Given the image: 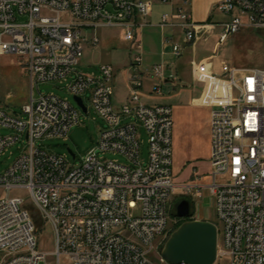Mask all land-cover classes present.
Here are the masks:
<instances>
[{
	"label": "built area",
	"instance_id": "2783aa9c",
	"mask_svg": "<svg viewBox=\"0 0 264 264\" xmlns=\"http://www.w3.org/2000/svg\"><path fill=\"white\" fill-rule=\"evenodd\" d=\"M160 3L171 5L161 17L160 29L180 32L185 45L207 42L219 32V48L245 30L264 31V0L220 2L214 9L229 20L216 24L197 23L192 0ZM153 7L150 0H0V57L18 56L31 83L24 118L0 111V127L19 134L0 136V157L24 134L29 144L0 180L175 181L173 110L142 100L162 95L161 87L170 79L166 66L144 65L137 41L138 29L152 27ZM101 28H118L124 40L136 46L127 71L128 95L118 107L113 102L117 78L113 65L97 66V74L76 71L86 36ZM93 42H99L97 36ZM171 48L173 56L182 55L183 45L172 42ZM209 61L194 64L193 76L213 108L210 181L264 180V69L223 63L216 74ZM71 77L69 91L82 100L89 94L92 108L107 125L100 132L98 149L80 166L36 147L37 140L65 139L80 124L79 111L67 101L34 95L35 88ZM147 82L153 83L148 94ZM127 120L131 122L123 123ZM140 128L149 138L146 164L141 160ZM108 152L123 155L130 164L101 156ZM174 198L30 196L27 204L22 197L0 196V264H170L162 251L172 234ZM184 198L195 218L196 200L203 197ZM211 199L219 232L215 264H264V198ZM33 207L53 230V253L39 250Z\"/></svg>",
	"mask_w": 264,
	"mask_h": 264
},
{
	"label": "rangeland",
	"instance_id": "374dc122",
	"mask_svg": "<svg viewBox=\"0 0 264 264\" xmlns=\"http://www.w3.org/2000/svg\"><path fill=\"white\" fill-rule=\"evenodd\" d=\"M165 11H168V6L154 4L153 14L150 17L152 25L158 23L159 18ZM228 20L229 17L216 13L214 22L222 23L227 22ZM137 32V41L142 44L144 65L150 67L156 64H163V62H165V64L170 63L172 67L171 74L176 75L177 70L175 69V65L179 62L180 58L173 56L171 45L172 42H175L171 38H168V42H166L168 37L167 33L162 34L159 29L155 28L138 29ZM96 36L98 37L99 42L94 44L93 40ZM164 39H166L165 43L163 41ZM86 40L88 43L85 44L84 47V56L80 65L76 68V71L82 74H97V66L101 64L113 65L117 71L116 89L113 102L115 107H118L128 93L126 87L127 71L129 65L133 63V58L137 53L136 46L135 44L126 42L123 38L122 31L118 28H101L97 30V32L89 33L88 36H86ZM161 43L165 46H162ZM200 43V46L194 54L197 61L212 54V45L215 43V39L210 38L207 42ZM215 51V53H217V56H215V62H217V59L225 58L227 62L233 64L235 67L264 69V31L252 29L245 30L237 35L229 37L224 45L219 47V49H215ZM194 55L189 53L182 59L183 61H188L189 59L194 58ZM179 70L180 72H183L184 67L181 66ZM72 80L73 78L71 77L66 81L53 82L48 85L52 86L51 89L39 90L35 88L34 95L36 99L41 95H54L67 101L80 113V124L73 126L65 139L37 140L36 147L48 153L65 157L72 166H80L91 153L98 149L100 132L103 129H106L107 125L92 108L89 94H86L83 97L84 103L89 109V112L84 113L78 107L74 99L75 96L69 91V85ZM188 83L190 84L191 90H188L187 92L191 93L194 97H199L202 91L201 85L196 82L193 83L191 78ZM145 90H151L150 85H146ZM173 90L174 89L170 84H163L161 87L162 95L153 96L150 99L145 97L142 100L145 103L149 102L151 104L158 103L162 105H170L174 108L178 103V98L175 96L177 92H174ZM30 97L31 83L21 59L14 55L0 57V111L9 115L24 118L23 107L28 103ZM201 110L209 111L207 108H201ZM129 122H131V120L124 121L123 123ZM140 133L141 160L146 164L149 155V138L143 128H140ZM15 135L19 134L12 129L0 127V136L7 137ZM181 146L179 151L176 152L175 150V174L177 166H179L182 157L186 154L191 156L197 155L203 158L197 163L200 165L198 169L195 170L192 169L191 166L189 167L192 172H194V170L199 172V179L210 171L208 160L206 159V139L199 135V137L197 136L192 141H183ZM28 150L29 144L26 135L24 134L21 141L9 147L0 157V175H3L8 171ZM70 151L75 157L70 154ZM101 156L109 161H115L123 165L130 164L126 157L118 153L108 152ZM189 168L185 171L187 174L190 172ZM182 176L183 175L176 176V178H174V183H181ZM198 178L195 179L194 177V180H197L198 182ZM199 182L205 185L208 183L206 178L200 179ZM225 182H227V180L222 178L217 181L218 184H224ZM11 196L22 197L27 204L31 202L28 192L23 189L13 191ZM199 197L203 198L196 200V217H191L187 219V221H179L176 216L177 207L182 201L186 200V198L175 195V198L173 199L174 216L170 217L172 233L183 223L195 221V219L202 220L208 218L211 220L210 223L218 224L213 200L208 192L205 191L204 193H201ZM30 211L35 220L39 250L53 253L56 250V247L55 237L51 226L42 219L41 213L38 209L33 207Z\"/></svg>",
	"mask_w": 264,
	"mask_h": 264
},
{
	"label": "crops",
	"instance_id": "0c3cea01",
	"mask_svg": "<svg viewBox=\"0 0 264 264\" xmlns=\"http://www.w3.org/2000/svg\"><path fill=\"white\" fill-rule=\"evenodd\" d=\"M153 2V4H159L163 5L160 3V0H150ZM225 0H192V5H191V12H192V17L193 19L200 24H216L214 22L216 13H218L214 7L219 4L220 2H223ZM181 0H174V4L180 3ZM164 6V5H163ZM168 6V11H165L162 15L169 13L171 11V5H166ZM154 9V7H153ZM153 14V12H152ZM220 14V13H219ZM161 15V17H162ZM161 17L159 18V21L156 25H151L152 27L149 28H155L159 29L162 34L167 33V40L168 38H172V40L177 43L183 45V50H182V56L179 58V62L175 65V69L177 70L176 75L171 74L172 72V67L170 63L163 62L162 65L167 67V75L170 77V79L165 82L164 84H170L173 87V91L177 92L176 97L178 98V103L177 105L173 108L170 106L173 110V116H174V131H173V149H174V168H175V150L176 152L180 150V146L182 145L183 141L189 142L194 140L197 136L201 135L204 139H206L207 142V155L206 159L208 160V165L210 171L207 174H204L202 178H206L208 184H210V173H211V165H210V153H211V137H210V118H211V112H212V106L209 105L205 99V91L204 87L201 83L197 82L194 80L193 76V66L194 64H200L204 63L208 60L211 66V69L213 70L214 73L220 74L221 73V68L223 63H227L230 65L232 68H238V69H248V68H239L235 67L233 64L229 63L226 61L225 58L217 59L215 62V56L214 53L216 52L215 49H219L217 46L218 40H219V32L216 35H212L210 38L215 39V43L212 45V54L209 55L208 57L197 61L195 58V52L197 51L198 47L200 46L201 43H197L196 45H185L183 44V38L180 32L177 31H172V30H161L159 25L161 23ZM209 38V39H210ZM164 39L163 41H165ZM162 46L164 45L161 43ZM165 46V45H164ZM192 53L194 55V58L189 59L188 61H183V57H185L187 54ZM173 54V53H172ZM186 54V55H185ZM217 56V55H216ZM182 59V60H181ZM153 66V65H152ZM184 67L183 72H180V68ZM151 67V66H150ZM170 73V74H168ZM190 78L192 79L193 83L196 82L201 85L202 91L199 97H194L191 95V93H188V90H191L190 84L188 81H190ZM180 83V84H179ZM146 85H150V89L153 86L152 82H147ZM127 87V85H126ZM146 87V86H145ZM116 89V86H115ZM128 90V89H127ZM149 91L145 90V93H149ZM128 95V93H127ZM127 97V96H126ZM125 99L120 103V105L126 100ZM150 99V98H149ZM147 103V102H146ZM150 105H155L151 103H147ZM201 108H207L209 111H204L201 110ZM182 147V146H181ZM183 156V155H182ZM201 159L200 156H191L186 154L185 156L182 157L181 162L179 163V166L176 168V174L174 171V178L176 176H182V182L181 183H176V191L175 195H179L181 193V186L185 184H194V185H205L201 184L199 181L200 179L198 178V171H195L200 167L199 164H197ZM191 166L192 169H195L194 172L190 170L189 168ZM189 168V174H187L185 171L186 169ZM185 172V174H184ZM196 173V174H195ZM198 178L197 180H194ZM180 196V195H179ZM175 197V196H174ZM200 221H207L211 222L210 219L205 218Z\"/></svg>",
	"mask_w": 264,
	"mask_h": 264
},
{
	"label": "bare ground",
	"instance_id": "6f19581e",
	"mask_svg": "<svg viewBox=\"0 0 264 264\" xmlns=\"http://www.w3.org/2000/svg\"><path fill=\"white\" fill-rule=\"evenodd\" d=\"M174 181L146 180H0V196L26 190L29 196L174 197ZM211 198H264V180L211 181L208 185L185 184L180 196Z\"/></svg>",
	"mask_w": 264,
	"mask_h": 264
},
{
	"label": "water",
	"instance_id": "95a60500",
	"mask_svg": "<svg viewBox=\"0 0 264 264\" xmlns=\"http://www.w3.org/2000/svg\"><path fill=\"white\" fill-rule=\"evenodd\" d=\"M44 86L42 89H51ZM78 107L87 113L83 100L74 97ZM70 154L72 152L70 151ZM73 157H75L72 154ZM192 207L187 200L177 207L179 219H189ZM219 232L215 224L207 221H189L183 223L166 241L162 257L170 264H215L218 256Z\"/></svg>",
	"mask_w": 264,
	"mask_h": 264
}]
</instances>
